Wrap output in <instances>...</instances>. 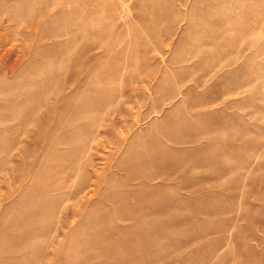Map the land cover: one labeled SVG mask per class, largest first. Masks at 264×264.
<instances>
[{
	"label": "rangeland",
	"instance_id": "rangeland-1",
	"mask_svg": "<svg viewBox=\"0 0 264 264\" xmlns=\"http://www.w3.org/2000/svg\"><path fill=\"white\" fill-rule=\"evenodd\" d=\"M0 264H264V0H0Z\"/></svg>",
	"mask_w": 264,
	"mask_h": 264
}]
</instances>
